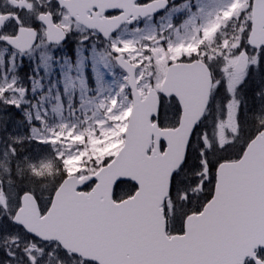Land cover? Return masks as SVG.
<instances>
[{
    "label": "snow or ice",
    "instance_id": "1",
    "mask_svg": "<svg viewBox=\"0 0 264 264\" xmlns=\"http://www.w3.org/2000/svg\"><path fill=\"white\" fill-rule=\"evenodd\" d=\"M0 264H264V0H0Z\"/></svg>",
    "mask_w": 264,
    "mask_h": 264
},
{
    "label": "rangeland",
    "instance_id": "2",
    "mask_svg": "<svg viewBox=\"0 0 264 264\" xmlns=\"http://www.w3.org/2000/svg\"><path fill=\"white\" fill-rule=\"evenodd\" d=\"M254 86V85H252ZM251 85L248 87V89H246L245 91L248 92L249 96H251V90L255 87H252Z\"/></svg>",
    "mask_w": 264,
    "mask_h": 264
},
{
    "label": "flooded vegetation",
    "instance_id": "3",
    "mask_svg": "<svg viewBox=\"0 0 264 264\" xmlns=\"http://www.w3.org/2000/svg\"><path fill=\"white\" fill-rule=\"evenodd\" d=\"M72 46L74 47V50H75V45L73 44Z\"/></svg>",
    "mask_w": 264,
    "mask_h": 264
},
{
    "label": "trees",
    "instance_id": "4",
    "mask_svg": "<svg viewBox=\"0 0 264 264\" xmlns=\"http://www.w3.org/2000/svg\"><path fill=\"white\" fill-rule=\"evenodd\" d=\"M252 86V85H251ZM249 87V86H248ZM252 87H254V86H252ZM248 89V88H247Z\"/></svg>",
    "mask_w": 264,
    "mask_h": 264
}]
</instances>
